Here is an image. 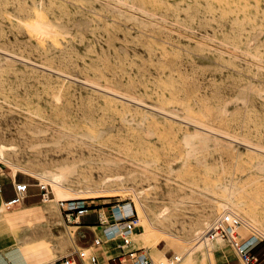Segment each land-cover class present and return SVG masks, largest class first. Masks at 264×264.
I'll list each match as a JSON object with an SVG mask.
<instances>
[{
	"label": "rangeland",
	"instance_id": "374dc122",
	"mask_svg": "<svg viewBox=\"0 0 264 264\" xmlns=\"http://www.w3.org/2000/svg\"><path fill=\"white\" fill-rule=\"evenodd\" d=\"M0 168L36 184L0 205V264L77 249L63 199L103 218L131 201V248L156 263H185L222 213L264 237V0H0ZM190 260L244 264L220 238Z\"/></svg>",
	"mask_w": 264,
	"mask_h": 264
},
{
	"label": "built area",
	"instance_id": "2783aa9c",
	"mask_svg": "<svg viewBox=\"0 0 264 264\" xmlns=\"http://www.w3.org/2000/svg\"><path fill=\"white\" fill-rule=\"evenodd\" d=\"M3 173L4 171L0 168V175ZM12 186L14 196L4 202L8 208L23 203L28 184L12 182ZM39 189L43 202L51 199V191L47 185H39ZM58 203L59 207L65 212V216L67 218L71 217L73 220L88 213L91 206L87 204L85 199L81 198L60 200ZM100 214V233L95 236L89 247H79L45 264H111L109 261L112 259H117L118 264H167V261L156 263L145 248H131L130 238L139 223L138 214L131 201L110 206L106 220H103ZM241 228L247 229L248 234L246 236L241 235ZM207 234L209 239L220 238L226 240L244 264H264L261 263L262 259H260V256L264 254V237L246 225L238 216L231 213H222L212 223ZM112 242L117 243L119 254L109 257L106 263H102L93 248Z\"/></svg>",
	"mask_w": 264,
	"mask_h": 264
},
{
	"label": "crops",
	"instance_id": "0c3cea01",
	"mask_svg": "<svg viewBox=\"0 0 264 264\" xmlns=\"http://www.w3.org/2000/svg\"><path fill=\"white\" fill-rule=\"evenodd\" d=\"M18 178L19 177H17V174L14 175L13 173H11V174L3 173L2 175H0V205L4 204L5 201H8L9 199H11L14 196L12 182L28 184L26 197H25V199H24L22 204L29 203L28 205H33L35 203V201L27 202V198H29V193H28L29 187L30 186H36V184L25 182V181H21V180H18ZM5 186H9L10 187L11 195L8 198H4V196L2 194V190H3V188ZM101 209L102 208L91 209V210H89L90 212L88 211V213L79 216L78 217L79 221H76V219H78V218L73 220V222L77 223V225H74L73 227L77 228V231L80 233L79 237L77 238V242H76L77 248H79V247L80 248L89 247L93 243V240H94L95 236L99 235V233H100L99 229L101 227V224H100V221H99V215L98 214L100 213L99 210H101ZM106 209H109V208H106ZM93 211L95 213H93ZM106 218H107V216H106ZM87 235L89 237V240H84V238L87 237ZM103 254L105 255V253H103ZM165 256H166V254H165ZM99 259H100V261L102 263H106L108 258L106 259V262L104 261L103 257L99 256ZM34 262L35 261H33L31 264H33Z\"/></svg>",
	"mask_w": 264,
	"mask_h": 264
},
{
	"label": "bare ground",
	"instance_id": "6f19581e",
	"mask_svg": "<svg viewBox=\"0 0 264 264\" xmlns=\"http://www.w3.org/2000/svg\"><path fill=\"white\" fill-rule=\"evenodd\" d=\"M37 178H39V177H37ZM40 179V181L42 182V186H46L47 184L50 186V188L52 189V191H54V193H55V195L57 196V194H61V192H60V189H61V186H60V183H59V181H52V182H48V181H45L43 178H39ZM64 180V179H63ZM40 182V183H41ZM68 195V194H67ZM68 196H70V195H68ZM67 197V196H66ZM64 200V199H63ZM65 200H67V199H65ZM68 200H71V199H68ZM4 206H6L5 205V203H4ZM77 220V219H76ZM103 220H106V218H103ZM205 235V234H204ZM138 237V236H137ZM133 238V233H132V235H131V239ZM202 239V238H201ZM213 239H216V238H213ZM213 239H209L208 237H207V235H206V237H203V242H201V243H203V244H206V241L207 240H213ZM202 240H200V241H202ZM198 243V242H197ZM201 243H198L197 245H194L193 244V246H190L189 248H187V250H186V252H184L185 254V257H186V259H185V263H183V264H189L190 262H191V260H190V256H191V254H192V252L195 250V249H197L200 245H201ZM54 260H56V259H54ZM53 260V261H54ZM50 262H52V261H50ZM184 262V261H183ZM47 263H49V262H47Z\"/></svg>",
	"mask_w": 264,
	"mask_h": 264
}]
</instances>
